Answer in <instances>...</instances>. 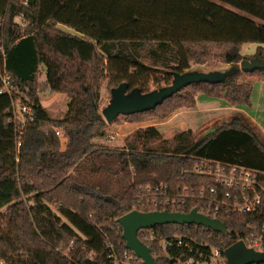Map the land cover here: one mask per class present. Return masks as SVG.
I'll return each instance as SVG.
<instances>
[{
	"label": "trees",
	"instance_id": "16d2710c",
	"mask_svg": "<svg viewBox=\"0 0 264 264\" xmlns=\"http://www.w3.org/2000/svg\"><path fill=\"white\" fill-rule=\"evenodd\" d=\"M216 1L221 4L0 0V72L11 78L13 100L30 105L35 114L18 152L13 108L8 104L0 111V264H113L108 246L118 254L127 249L118 219L139 209L142 187L165 183L172 192L198 189L207 179L183 170H192L202 160L264 173V140L244 116H234L200 139L190 129L180 132L172 147H152L161 139L155 127L138 130L121 149L94 142L106 128L100 112L103 79L108 78L113 88L128 83L130 90L148 93L159 73L169 82L174 73L189 72L192 63L202 65L215 56L237 66L244 60V44L264 46V0ZM59 25L80 36L61 32ZM263 46L254 58L264 60ZM42 66L50 90L70 99L63 119L50 117L40 102ZM242 75L264 80V69L239 72L224 83L189 85L154 110L119 118L136 123L162 111L194 106L197 93L231 106L249 105L253 88L251 82L238 81ZM59 129L67 138L65 150ZM195 206L187 200L184 213ZM253 216H221L232 234L212 230L205 234L212 235L220 248H229L235 232L254 219L264 223L263 213ZM179 227L170 224L154 230L165 237ZM183 228L192 235L203 231L196 225ZM139 238L156 257L158 247L145 242L142 233ZM156 263L170 264L166 259Z\"/></svg>",
	"mask_w": 264,
	"mask_h": 264
},
{
	"label": "built area",
	"instance_id": "2783aa9c",
	"mask_svg": "<svg viewBox=\"0 0 264 264\" xmlns=\"http://www.w3.org/2000/svg\"><path fill=\"white\" fill-rule=\"evenodd\" d=\"M0 79L2 83L0 95L5 93L11 95L10 76L3 71L0 72ZM19 104L17 106L14 100L11 102L14 112L12 122L17 126L18 152L22 146L21 138L25 129L35 120L32 107L21 102ZM185 173L206 178L207 182L198 189L185 187L178 188L176 192H172L165 183L144 186L141 188L144 195L138 202L140 210L136 208L133 211L143 212L152 209L184 213L187 200L190 199L196 202V208L193 210L211 219L220 220L219 217L230 215H255L252 218H257L260 213L264 214V173L212 160H202L192 170H183V174ZM144 198L147 202L143 201ZM184 226L165 237L159 236L154 228L144 229L139 233H142L145 242L158 247L156 257L152 255L155 261L166 259L170 264H227L225 254L227 248H220L212 235L205 234L211 229L196 225L203 227V231L199 233L196 229L197 235H192L184 230ZM229 234L232 232L228 230L227 235ZM233 235L235 239L233 244L243 242L248 249L264 253V223L259 225L254 219L244 230ZM108 247L109 258L113 264H144L131 250L126 249L118 254L113 245Z\"/></svg>",
	"mask_w": 264,
	"mask_h": 264
},
{
	"label": "rangeland",
	"instance_id": "374dc122",
	"mask_svg": "<svg viewBox=\"0 0 264 264\" xmlns=\"http://www.w3.org/2000/svg\"><path fill=\"white\" fill-rule=\"evenodd\" d=\"M211 1L217 4H221L216 0ZM256 21L260 24L263 23L259 20ZM58 29L61 32L70 35L80 36L76 31L66 26L59 25ZM262 46L263 45L258 44H244L241 49V54L243 55L244 59H253L254 55L258 51V48ZM216 57L218 56L211 57L209 61H206V63L202 65L192 63L190 71H199L205 73L211 71L224 72L233 67V65H226L222 59ZM237 67H240V63L237 64ZM165 77L166 74L159 73L156 76L159 81L151 84L150 90L154 91L162 87L171 85L173 78L169 82H166L164 80ZM238 81L251 82L252 84L253 92L250 101L251 103L249 105H241L234 108L233 106L228 105V103L226 104V101L222 99L213 98L204 93H197L196 96L198 95V99L196 107L195 105L180 106L171 113H165V111H162L158 116H147L146 118H143V120L136 123H134L131 119H126L123 117L110 124L106 122L104 135L97 138L94 142L98 145H103L112 149H121L124 148L129 141H132L133 138H135L136 132L138 130H144L148 127H155L160 131L161 139L155 141V143L152 144V147L155 149L164 146L172 147L174 144V137L178 133L192 129L194 138L200 139L212 133L214 130L224 126L225 123L229 122L234 116H244L245 118H247L252 123L258 136H260L262 140H264V80L259 77L242 75V77L239 78ZM112 89L113 87L109 84L108 78H105L101 81V113L102 110L107 107L110 102ZM38 92L40 102L46 109L50 117H52L53 119H63L68 111V101H70V99L67 94L53 92L50 90L46 82V68L44 66L41 67L38 75ZM12 101V95L8 93L0 95V108L3 105L6 107L8 104H11ZM15 102L17 103V106L20 105V101L17 100ZM220 105H225L227 108L229 107L228 109L236 110L227 112L231 113V116L218 118V120H216V118H213L215 113L211 111L220 109L219 107H222ZM243 112L247 116L243 114ZM251 120L254 121L255 124ZM222 123L224 124L222 125ZM58 131L61 140V149L63 150L66 147L65 145L67 138L64 136V133L61 129H59ZM52 209L54 211H57V209L53 206ZM65 253H68V250H66Z\"/></svg>",
	"mask_w": 264,
	"mask_h": 264
},
{
	"label": "water",
	"instance_id": "95a60500",
	"mask_svg": "<svg viewBox=\"0 0 264 264\" xmlns=\"http://www.w3.org/2000/svg\"><path fill=\"white\" fill-rule=\"evenodd\" d=\"M264 69V60L253 58L244 59L240 67L233 66L231 69L211 72L189 71L183 74L174 73L171 85L160 89L143 93L139 88L130 90L128 83H122L111 90V99L107 107L102 110V116L110 124L120 116H130L156 109L165 100L171 98L183 88L192 84L224 83L239 72L252 73ZM123 230V239L126 248L135 253L144 264H157L151 251L139 238L138 233L144 229H153L156 226L176 224L197 225L211 229L223 235L228 234L225 223L218 219H211L192 210L190 213H171L166 211H154L143 213L139 211L129 212L118 219ZM227 264H264V253L248 249L243 242L231 245L225 251Z\"/></svg>",
	"mask_w": 264,
	"mask_h": 264
},
{
	"label": "crops",
	"instance_id": "0c3cea01",
	"mask_svg": "<svg viewBox=\"0 0 264 264\" xmlns=\"http://www.w3.org/2000/svg\"><path fill=\"white\" fill-rule=\"evenodd\" d=\"M214 98V97H213ZM197 99H198V95L196 96V105H197ZM223 100V99H222ZM68 104H69V101H68ZM227 104V103H226ZM196 105H195V107H196ZM229 105V104H228ZM220 106H222V105H220ZM231 106V105H230ZM241 106V105H240ZM4 105L3 106H1V108H0V111L1 110H3L4 109ZM234 108H236V107H239V106H233ZM220 109H217V110H213V111H211V112H213V113H215V115H214V117L213 118H216V120H218V118H224V117H227V116H231V113H227V112H231V110H236V109H228L225 105H223L222 107H219ZM226 111V112H225ZM223 113V114H222ZM224 113H226V114H224ZM222 114V115H221ZM243 114H245L244 112H243ZM246 115V114H245ZM247 116V115H246ZM253 120H254V118H253ZM252 121V120H251ZM253 123H254V121H252ZM225 123V122H224ZM223 124V123H222ZM255 124V123H254ZM261 128V127H260ZM190 130H192V129H190ZM60 136V135H59ZM66 146V145H65ZM66 148V147H65ZM64 148V149H65ZM63 149V150H64Z\"/></svg>",
	"mask_w": 264,
	"mask_h": 264
}]
</instances>
